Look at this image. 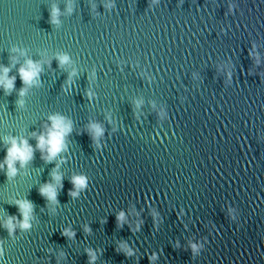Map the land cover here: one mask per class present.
<instances>
[{
    "label": "water",
    "instance_id": "1",
    "mask_svg": "<svg viewBox=\"0 0 264 264\" xmlns=\"http://www.w3.org/2000/svg\"><path fill=\"white\" fill-rule=\"evenodd\" d=\"M0 75V264H264V0H0Z\"/></svg>",
    "mask_w": 264,
    "mask_h": 264
},
{
    "label": "clouds",
    "instance_id": "2",
    "mask_svg": "<svg viewBox=\"0 0 264 264\" xmlns=\"http://www.w3.org/2000/svg\"><path fill=\"white\" fill-rule=\"evenodd\" d=\"M232 7L231 5L229 6ZM56 10L53 9L51 13V23H56ZM58 61L60 64H63L66 60V56H59ZM26 68L21 67L18 69L21 80L27 85L29 83L34 82V78L37 77L38 72L40 71L39 63H33L31 60L25 62ZM3 73L8 72V68L2 69ZM12 79L6 78L5 76L0 75V86H2L5 90L10 89L12 87ZM25 89L21 88L19 94L21 96L24 95ZM51 121L50 127H46V132L41 133L36 136V147L41 150L42 153H46L42 155V158L48 162L51 161L57 153H59L64 148V137L71 131V125L69 122H66L63 117L58 115H51L48 117ZM95 132L98 135L100 133V129L96 126ZM33 135H35L33 133ZM95 139V137H93ZM32 147L27 144L26 140L23 138L20 139L19 145L17 144L15 139H12L10 147L5 150V158L4 164L7 166L6 175H12L15 172V168L13 167V161L19 160L20 165L23 166L25 162L31 159L32 156ZM53 178L57 181L60 180V176L58 174L53 173ZM71 183L73 184V190H70V196H76L77 190L86 187V177L84 176H73L71 177ZM41 195L45 196L49 201L55 202L56 192L54 187L51 184H44L39 189ZM19 204V208L21 209V214L23 219L20 221V227L28 228V216L29 211L31 209V204L28 201L17 202ZM123 218V213H119L117 215V220H121ZM6 227L9 231L12 229V224L9 221L6 222ZM68 235H72V233H68ZM195 247V246H193ZM94 258V257H93ZM154 258V254L153 257Z\"/></svg>",
    "mask_w": 264,
    "mask_h": 264
}]
</instances>
